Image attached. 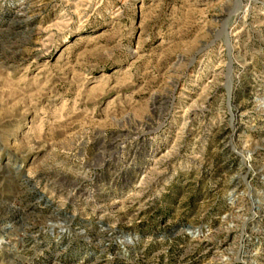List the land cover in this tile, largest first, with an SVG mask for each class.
<instances>
[{"label":"rangeland","instance_id":"rangeland-1","mask_svg":"<svg viewBox=\"0 0 264 264\" xmlns=\"http://www.w3.org/2000/svg\"><path fill=\"white\" fill-rule=\"evenodd\" d=\"M0 242L264 264V0H0Z\"/></svg>","mask_w":264,"mask_h":264},{"label":"bare ground","instance_id":"bare-ground-1","mask_svg":"<svg viewBox=\"0 0 264 264\" xmlns=\"http://www.w3.org/2000/svg\"><path fill=\"white\" fill-rule=\"evenodd\" d=\"M1 242H4L3 239L1 240ZM1 242H0V243H1Z\"/></svg>","mask_w":264,"mask_h":264}]
</instances>
